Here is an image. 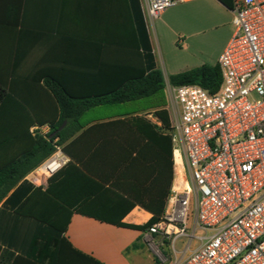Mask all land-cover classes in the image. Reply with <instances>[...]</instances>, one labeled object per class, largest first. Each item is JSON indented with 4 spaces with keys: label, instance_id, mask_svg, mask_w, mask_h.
<instances>
[{
    "label": "crops",
    "instance_id": "0c3cea01",
    "mask_svg": "<svg viewBox=\"0 0 264 264\" xmlns=\"http://www.w3.org/2000/svg\"><path fill=\"white\" fill-rule=\"evenodd\" d=\"M137 3L155 66L163 78L168 75L165 94L160 95L168 101L170 76L217 65L232 38V10L218 0H183L157 20L146 17L142 0H0V64L20 87L43 85L44 80L52 79L73 98L108 93L123 77V66H140ZM147 99L85 113L81 129L66 143L83 174L98 182H112V176L122 174L123 184L132 194L140 191L142 182L158 177L165 185L171 182V191L175 183L181 184L170 129L156 115L166 110L170 117L173 108L160 103L158 96ZM69 177L64 188L58 189L64 198L76 201L70 217L50 201L34 200L21 206L33 189L45 191L49 186V179L37 177L33 171L25 178L33 189L19 201L10 200L0 214V234L30 236L21 234L26 221L32 223L40 216L65 222L69 217L64 237L100 264H169L154 248L153 241L159 236L79 213L76 206L84 205L90 213L110 217L117 200L87 195L83 178L79 174ZM21 207L22 215H16ZM151 218L152 214L136 206L122 222L144 225Z\"/></svg>",
    "mask_w": 264,
    "mask_h": 264
},
{
    "label": "built area",
    "instance_id": "2783aa9c",
    "mask_svg": "<svg viewBox=\"0 0 264 264\" xmlns=\"http://www.w3.org/2000/svg\"><path fill=\"white\" fill-rule=\"evenodd\" d=\"M181 1L142 4L157 20ZM232 13L233 35L218 59L219 91L166 90L182 183L174 184L163 219L145 233L169 241L175 256L177 241L188 239L184 257L169 264H264V0H234ZM31 131L47 136L50 129ZM68 163L56 145L34 173L50 179Z\"/></svg>",
    "mask_w": 264,
    "mask_h": 264
},
{
    "label": "trees",
    "instance_id": "16d2710c",
    "mask_svg": "<svg viewBox=\"0 0 264 264\" xmlns=\"http://www.w3.org/2000/svg\"><path fill=\"white\" fill-rule=\"evenodd\" d=\"M218 1L230 10L234 7V0ZM135 24L137 58L140 66L135 67L132 64L120 67L124 71L123 77L108 93H96L87 98H73L52 79L44 80L43 85L20 87L18 83L8 78V71H5L4 65L0 64V205L20 185L2 204L0 214L8 207L10 200L19 201L33 189L25 178L47 160L58 145L63 147L70 162L49 179V186L45 191L42 188L33 189L21 206L34 200L50 201L57 204L60 210L66 211L70 217L71 207L77 205L76 201L64 198L58 188H64L70 175L79 174L85 186H88L87 195L94 197L107 195L117 200V206L113 208L110 217L90 213L84 205L76 206L79 208V213L97 220L105 219L110 225L144 233L163 219L172 192L171 182L165 185L158 177L151 182H142L140 191L132 194L123 184L122 174L112 176V182L106 180L98 182L83 174L76 166L69 147L66 146L67 141L81 129L80 119L91 109L136 102L165 94L166 83L162 72L155 66L139 3H137ZM169 84L174 87L195 85L210 94H216L222 85V73L218 64L203 65L170 76ZM156 115L163 122L164 128L169 130L168 111L160 110ZM45 125L50 129L47 136L32 133L33 127ZM53 134L55 135L52 137ZM105 185H109L108 188ZM136 206L152 214V218L144 225L123 223V218ZM15 214L22 215V207L16 210ZM69 217L65 222L47 220L46 217L40 216L32 217L33 222L26 221L23 225L25 231L21 233L30 236L0 234V264H100L76 250L64 237Z\"/></svg>",
    "mask_w": 264,
    "mask_h": 264
},
{
    "label": "rangeland",
    "instance_id": "374dc122",
    "mask_svg": "<svg viewBox=\"0 0 264 264\" xmlns=\"http://www.w3.org/2000/svg\"><path fill=\"white\" fill-rule=\"evenodd\" d=\"M164 78H165V82H166V85L168 84V75L167 74H164ZM161 96H164V95H161ZM161 96L159 95L158 98L161 99ZM149 99H145V101H148ZM162 101H160V103L162 104H168L169 106H171V102L170 100L166 101L164 99V97H162L161 99ZM159 101V99H158ZM180 183H182V168H181V173H180ZM201 234V233H199ZM159 237H157L153 242H154V248L155 250H158V252L160 253L162 259L164 260V262H167V263H170L171 261H173L176 257L181 259L184 257V254L182 253L185 249V247L187 246L188 244V239L187 238H181L177 241L176 243V250L179 254H177L176 256L174 255L175 252L170 244L169 241L167 240H164L162 241L161 240V236L160 235H157ZM196 244H194L195 246Z\"/></svg>",
    "mask_w": 264,
    "mask_h": 264
},
{
    "label": "water",
    "instance_id": "95a60500",
    "mask_svg": "<svg viewBox=\"0 0 264 264\" xmlns=\"http://www.w3.org/2000/svg\"><path fill=\"white\" fill-rule=\"evenodd\" d=\"M55 134L52 135V137L54 136Z\"/></svg>",
    "mask_w": 264,
    "mask_h": 264
}]
</instances>
